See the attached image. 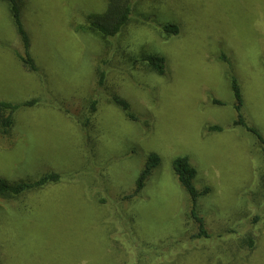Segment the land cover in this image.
<instances>
[{"label": "rangeland", "instance_id": "1", "mask_svg": "<svg viewBox=\"0 0 264 264\" xmlns=\"http://www.w3.org/2000/svg\"><path fill=\"white\" fill-rule=\"evenodd\" d=\"M106 2L26 0L31 52L46 84L17 57L23 45L0 2V100L46 98L52 90L78 118L98 100L95 158L82 124L52 106L22 108L11 140L0 137V176L59 171L79 179L0 199L2 264H264V153L256 137L232 126L235 98L220 58L232 60L247 121L264 136V0H136L130 21L108 42L86 25ZM170 21L180 33L166 37L161 25ZM142 49L166 57L165 75L134 63ZM99 66L107 71L102 89ZM114 92L138 122L112 101ZM216 124L225 130L207 129ZM152 152L162 163L147 188L122 199ZM183 155L198 169L196 186L211 187L199 202L208 237L198 236L190 197L173 174V160ZM85 183L95 192L86 194ZM21 226L28 241L20 243ZM249 235L254 249L245 239L240 245Z\"/></svg>", "mask_w": 264, "mask_h": 264}, {"label": "trees", "instance_id": "2", "mask_svg": "<svg viewBox=\"0 0 264 264\" xmlns=\"http://www.w3.org/2000/svg\"><path fill=\"white\" fill-rule=\"evenodd\" d=\"M136 0H107L106 6L102 11L92 12L86 16V25L89 31L93 34L99 36L105 42H108L110 39L119 35L123 28L130 21L131 15L133 13V6ZM6 4L8 11L10 13L12 22L17 30L18 35L20 36L23 52L16 51L17 57L23 62L24 66L27 67L30 71L37 72L44 84L47 82L46 74L41 71L39 66L34 59L31 49H32V37L27 28V24L24 20L23 14L25 10L26 0H0ZM162 33L166 36H174L180 33V26L176 22H167L161 25ZM134 63L142 65L147 71L155 72L159 75H165L167 71V59L166 57L158 52L153 51H143L140 50L134 57ZM220 58L226 62L229 66L228 76L230 80L231 90L235 98V104L233 107L237 112L236 119L233 121L232 126L241 127L248 131L251 135L256 137L260 147L264 153V136L260 130L252 124H249L247 117L244 113V97L242 93L240 80L235 73L232 60L223 53ZM107 80V71L98 67V79L97 87L99 89L105 88V83ZM48 91V94L45 97H37L22 102H15L9 100H0V137L4 140L10 141V137L13 134V131L17 127V113L22 108H32L38 105L41 106H52L55 108H60L69 113L70 117L76 123H80L83 126V129L86 134V146L88 148V153L90 158H95L97 156V140L96 136H92L91 123L93 124V117L97 110L98 100L94 97L89 100L84 108L83 118H78L75 114L71 113L69 108L64 107L66 100H58V96L53 94V91ZM52 94V95H51ZM112 101L122 109L127 118L131 121L138 122L140 120L139 115L133 111L130 102L120 94L114 92L110 94ZM213 103L217 105H224V102L220 99L213 98ZM209 131L222 132L225 130V127L222 125H210L207 127ZM162 158L156 153L152 152L147 155V159L144 167L139 172L135 180V186L133 190L125 194L122 199H135L147 186L148 181L151 179V176L155 170L161 165ZM173 174L176 177L177 181L181 184L184 190L188 193L191 200V215L198 222L199 232L198 236L208 237V232L205 227V220L199 214V202L200 199L204 196H207L211 193V187L206 186L200 190L196 184L195 179L198 175V169L194 166L191 159L187 155L177 156L172 163ZM79 179L77 175L70 173H62L59 171H46L37 178L32 179H21V180H9L5 177L0 176V199L1 200H16L20 197L28 194L30 192L39 191L45 189L49 186L61 184L63 182H78ZM147 188V187H146ZM83 190L86 194L95 192L94 189H91L85 183ZM106 199H101L104 203ZM109 208L110 214L113 216V207L107 204L105 205ZM22 226L20 227L21 230ZM17 234V240L21 242L28 241V235L24 231ZM130 233V231H129ZM128 233V234H129ZM133 237L129 234V241ZM244 239L247 243L249 249H254L256 246V238L252 235H249L241 240V247L243 245ZM128 241V240H126ZM0 264L1 258H0Z\"/></svg>", "mask_w": 264, "mask_h": 264}]
</instances>
